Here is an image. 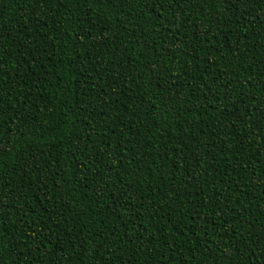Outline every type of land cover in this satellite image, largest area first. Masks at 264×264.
<instances>
[{
  "label": "trees",
  "instance_id": "16d2710c",
  "mask_svg": "<svg viewBox=\"0 0 264 264\" xmlns=\"http://www.w3.org/2000/svg\"><path fill=\"white\" fill-rule=\"evenodd\" d=\"M262 8L0 0V264H264Z\"/></svg>",
  "mask_w": 264,
  "mask_h": 264
},
{
  "label": "snow or ice",
  "instance_id": "6c2138e0",
  "mask_svg": "<svg viewBox=\"0 0 264 264\" xmlns=\"http://www.w3.org/2000/svg\"><path fill=\"white\" fill-rule=\"evenodd\" d=\"M45 2H47V0H45ZM86 3H90V2H94V3H99V4H104V3H108L112 6H120L121 8L123 7L124 4H131V3H136L138 5H143L144 7H150L152 3H159L161 6L166 5L167 7H171L174 3L175 4H179L180 0H85ZM222 3H224L225 5L229 6L230 11L232 12V20H229V23H232L233 21H236L237 23L238 21V16H242L243 13H237L236 10V4L238 3H243L245 2V0H221ZM262 12H264V8L261 9ZM219 19V18H217ZM221 27H223V25H220ZM141 31H143V29H141ZM139 42V41H137ZM238 50V48H237ZM209 91H211V89H208ZM110 147V146H109ZM31 166V165H30ZM35 170L38 173H42L43 172V168L42 167H36ZM101 191H103V188L100 189ZM4 207V204L2 201H0V210H2ZM115 214V213H113ZM4 225L0 224V236H2L3 234V230H4ZM117 235H122L119 233H110V236H112L113 239H115V237ZM258 239L260 237H257ZM0 251H2V249H0ZM254 254V253H253Z\"/></svg>",
  "mask_w": 264,
  "mask_h": 264
}]
</instances>
